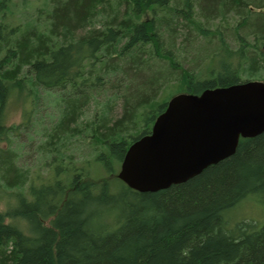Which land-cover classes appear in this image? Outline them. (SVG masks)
Segmentation results:
<instances>
[{
	"label": "trees",
	"instance_id": "1",
	"mask_svg": "<svg viewBox=\"0 0 264 264\" xmlns=\"http://www.w3.org/2000/svg\"><path fill=\"white\" fill-rule=\"evenodd\" d=\"M18 1L15 21L0 0V264H264V223L227 222L249 196L264 206V133L156 193L114 167L172 89L264 80V0ZM17 102L23 123L8 125Z\"/></svg>",
	"mask_w": 264,
	"mask_h": 264
},
{
	"label": "water",
	"instance_id": "2",
	"mask_svg": "<svg viewBox=\"0 0 264 264\" xmlns=\"http://www.w3.org/2000/svg\"><path fill=\"white\" fill-rule=\"evenodd\" d=\"M264 52V42H263ZM264 133V82L248 81L170 99L151 133L127 150L117 178L139 193L183 184Z\"/></svg>",
	"mask_w": 264,
	"mask_h": 264
},
{
	"label": "rangeland",
	"instance_id": "3",
	"mask_svg": "<svg viewBox=\"0 0 264 264\" xmlns=\"http://www.w3.org/2000/svg\"><path fill=\"white\" fill-rule=\"evenodd\" d=\"M29 1L34 2L37 0H29ZM15 4L18 5L16 8H13V10L15 11L14 19L16 21V19L22 17V13L19 12L21 9L20 1L15 0ZM207 5H210L209 2ZM260 12H264V9L261 10ZM12 21H14V20L12 19ZM232 21L230 20V22L233 24ZM248 42L250 44H254V42H255L254 38L249 37ZM232 46H233V48L237 47L234 44ZM257 46H262V51H263V43L261 45L257 44ZM215 61H217V59ZM212 63H213V61H211V60H210V62L208 60H203L204 67L212 65ZM172 84H174V83H172ZM172 88H174V87H172ZM181 93H187V92L186 91L180 92L179 88H174L170 92H168V97L172 98L175 95L181 94ZM49 111H51V110L49 109ZM23 113L24 112H23L21 102L20 103L19 102L11 103L9 105V108L7 111V123H8V125H14V124L21 125L23 123V118H24ZM0 147L6 149L7 145L5 143H1ZM36 148L37 147L35 146L30 153V155H31L30 160L31 161H29V162L27 161V167H28V165H30L32 167L33 171L31 174V179H35V185H39L41 183V181H46L47 176H48V172H49L48 168H50V167L46 166V165H41V163L38 162L37 159L39 158V154L36 153ZM88 156H90V155L88 154V151H87L85 158H87ZM114 167L116 169V175H117L121 169V164H114ZM91 171H92V177L95 178L96 180H99V178L112 179L113 177H115L113 175L112 176L107 175L104 171L100 170L97 165H93L91 168ZM115 187H123V185L120 184L119 182H117ZM259 197H261V196H259ZM253 198H255V199H253ZM258 199L259 198H257V196H253V197L249 196V198H247L246 200L241 202L240 205L237 206V209L235 208V209L231 210L229 212V214L227 215L228 224L229 225H232V224L236 225V224L244 222V221L258 222V225L263 224L264 223V206L259 204ZM5 206H6V199L0 198V211H4Z\"/></svg>",
	"mask_w": 264,
	"mask_h": 264
}]
</instances>
